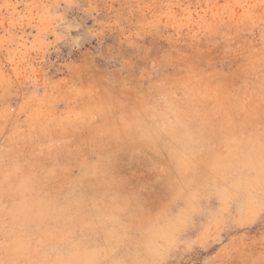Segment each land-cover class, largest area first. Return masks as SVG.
Listing matches in <instances>:
<instances>
[{
  "label": "rangeland",
  "instance_id": "obj_1",
  "mask_svg": "<svg viewBox=\"0 0 264 264\" xmlns=\"http://www.w3.org/2000/svg\"><path fill=\"white\" fill-rule=\"evenodd\" d=\"M0 264H264V0H0Z\"/></svg>",
  "mask_w": 264,
  "mask_h": 264
}]
</instances>
